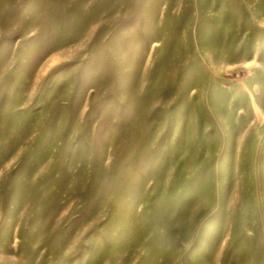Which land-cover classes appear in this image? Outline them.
<instances>
[{"label": "rangeland", "instance_id": "rangeland-1", "mask_svg": "<svg viewBox=\"0 0 264 264\" xmlns=\"http://www.w3.org/2000/svg\"><path fill=\"white\" fill-rule=\"evenodd\" d=\"M0 264H264V0H0Z\"/></svg>", "mask_w": 264, "mask_h": 264}]
</instances>
